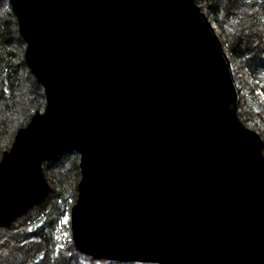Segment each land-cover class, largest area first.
<instances>
[{"label":"water","instance_id":"95a60500","mask_svg":"<svg viewBox=\"0 0 264 264\" xmlns=\"http://www.w3.org/2000/svg\"><path fill=\"white\" fill-rule=\"evenodd\" d=\"M46 106L0 161V228L80 155L70 226L95 260L264 264V141L195 0H8Z\"/></svg>","mask_w":264,"mask_h":264},{"label":"trees","instance_id":"16d2710c","mask_svg":"<svg viewBox=\"0 0 264 264\" xmlns=\"http://www.w3.org/2000/svg\"><path fill=\"white\" fill-rule=\"evenodd\" d=\"M195 1L221 31L237 85L252 95L254 115L246 117L241 110L239 116L246 126L257 128L264 141V0ZM24 53L16 17L8 0H0V157L11 147L17 131L46 104L44 90L26 65ZM241 70L254 80L252 84L248 79L253 86ZM79 163L80 155L70 152L44 164L51 191L18 225L0 228V264H70L64 252L65 244H72L67 219L77 199ZM78 256L82 257L79 264H117Z\"/></svg>","mask_w":264,"mask_h":264},{"label":"rangeland","instance_id":"374dc122","mask_svg":"<svg viewBox=\"0 0 264 264\" xmlns=\"http://www.w3.org/2000/svg\"><path fill=\"white\" fill-rule=\"evenodd\" d=\"M198 5V4H197ZM198 7L201 9V7L198 5ZM202 10V9H201ZM202 12L203 13H205V11H203L202 10ZM205 15L206 16H208L206 13H205ZM210 21H212V20H210ZM213 22V21H212ZM214 27L216 28V30H217V34H219V37H220V33H221V31L216 27V25H215V23H214ZM220 39H221V37H220ZM25 48H26V45H25ZM230 59V58H229ZM24 60H25V57H24ZM241 73L243 74V77L245 78V80H246V82L248 83V84H254V80L253 79H251V77H250V75L246 72V70H241ZM248 79H249V81L251 82H249L248 81ZM251 84V85H252ZM253 86V85H252ZM238 88L240 89L239 91H240V93H239V96H240V100H241V102L239 101V113L241 112V110H242V114L244 115V116H246V117H249V115H254L253 113L255 112V109L253 108V106H251V103H252V95H251V93H250V91L249 90H247V89H245V88H242L241 89V87L240 86H238ZM261 96V95H260ZM262 97V96H261ZM240 103H241V105H240ZM45 106H46V104H45ZM44 110V109H43ZM42 110V111H43ZM241 114V113H240ZM240 117V116H239ZM240 119H241V117H240ZM249 119V118H248ZM241 121H242V119H241ZM243 122V121H242ZM243 124H244V122H243ZM248 127V126H247ZM253 127V126H252ZM249 129H251L252 131H254V132H256L258 135H260L259 134V132H258V130H257V128H250V127H248ZM256 129V130H255ZM16 136V135H15ZM261 136V135H260ZM263 136H261V138H262ZM263 139V138H262ZM13 144V143H12ZM12 146V145H11ZM11 148V147H10ZM10 148L8 149V150H6V151H9L10 150ZM5 151V152H6ZM1 159H2V156L0 157V161H1ZM44 171H45V167L43 166V173H44ZM44 175H45V173H44ZM49 184V183H48ZM72 208V207H71ZM70 213H71V211H70ZM23 216H25V215H23ZM23 216H21V217H23ZM21 217H19V218H17L16 220H14L9 226H7V227H11V226H13V225H15L16 226V222H17V225H18V222H19V219L21 218ZM67 223H69V225H71L70 224V214H69V217H68V219H67ZM14 226V227H15ZM7 227H1V228H5V229H7ZM70 229H71V226H70ZM71 235H72V233H71ZM61 238H62V240H63V232L61 233ZM71 240H72V244L71 243H67V244H65V248H66V250H65V252L64 253H66V258H67V261L70 263V264H72V262L74 263H76V264H79L78 263V260L79 259H81L79 256H78V253L79 254H82V255H85V256H87V257H90V256H88V255H86V254H83V253H81V252H79L78 250H77V248L75 247V245H74V243H73V239H72V236H71ZM61 250H62V252H61V254L63 253V247L61 248ZM79 258V259H78ZM90 258H92V257H90ZM93 259V258H92ZM95 260V259H94ZM108 261V260H107ZM113 262H116L117 264L118 263H120V262H117V261H113ZM126 263H128V264H132V263H134V262H126ZM147 264H154V263H147Z\"/></svg>","mask_w":264,"mask_h":264},{"label":"bare ground","instance_id":"6f19581e","mask_svg":"<svg viewBox=\"0 0 264 264\" xmlns=\"http://www.w3.org/2000/svg\"><path fill=\"white\" fill-rule=\"evenodd\" d=\"M46 198H47V197H46ZM46 198H45V199H46ZM45 199H44V200H45ZM44 200H43V201H44Z\"/></svg>","mask_w":264,"mask_h":264}]
</instances>
